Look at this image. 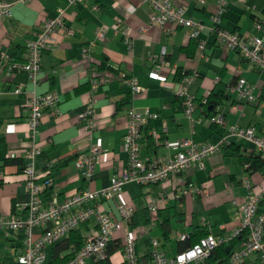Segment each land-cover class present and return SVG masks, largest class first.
Segmentation results:
<instances>
[{"label": "crops", "instance_id": "crops-1", "mask_svg": "<svg viewBox=\"0 0 264 264\" xmlns=\"http://www.w3.org/2000/svg\"><path fill=\"white\" fill-rule=\"evenodd\" d=\"M4 1L13 4V17L0 18V57L6 54L19 62L26 61L27 44L44 23L54 19L58 10L67 8L69 3V0ZM173 2L176 6H186V16L206 26L201 35L206 43L203 53L199 42L192 40L185 28L171 23L168 28L173 32L167 34L162 28L151 26L153 8L148 4L138 0H86L84 4L68 8L66 25L74 34L67 36L64 31L56 34V43L44 53L36 82L25 72L0 67V217L17 215L27 219L30 214L32 194L23 173V154L32 140L26 105L30 93H55L60 99L57 109L48 110L44 115L37 139L42 153L35 162L39 173L36 182L41 185L48 178L53 181V186L40 195L43 203H48L55 194L63 200L84 189H103L115 175L129 167L123 142L131 108L158 115L156 119H149L142 129L141 155L148 162L166 161L174 156L175 151L167 142L177 144L193 138L200 144L219 143L233 126H253L259 135H264V72L238 51H229L220 43L217 31L212 29L217 0H208L205 5L196 0ZM257 17L264 19V0H230L222 25L242 35L264 37L255 30ZM103 25L109 29L106 39L96 41L97 31ZM85 48H90L88 55H84ZM164 49L168 52L169 65L155 73L152 59ZM121 71L136 77L146 92L130 95L122 81L110 77ZM183 73L198 74L188 87V93L198 104L195 125L185 114L184 99L177 94ZM95 78L100 80L101 88L91 120L94 128L90 138L87 129L90 121L81 116L90 103V86ZM240 78L247 81L256 103L230 93V87ZM17 87H22L26 94L17 95ZM221 91L227 93L228 99L212 115L224 116L225 123L215 125L210 121L213 116L208 114L207 102L212 93ZM91 145L101 146L104 153L92 178L86 179L76 168V158L88 153ZM253 153L260 154L253 144L233 139L207 159L204 171L192 168L161 184L130 183L114 200H99L91 205L114 213L119 219L120 205L133 207L136 211L133 223L125 225V231L119 236L127 231L139 232L138 254L145 261H151L153 240H158L161 250L173 257L184 247L178 233L191 237L201 229L209 235L227 237L241 228L239 206L251 191L256 192L264 185V169L248 170L250 164L242 163L241 156L247 158ZM246 180L253 189L247 187ZM189 184L201 188L205 195L183 196L180 188ZM87 226L89 231L93 222ZM45 229L44 226L35 228V236L39 237ZM115 243L120 249H116L111 261L123 264L122 246L119 242L111 246ZM243 243L233 251L239 250ZM53 248L48 249L49 259ZM227 248L231 251L230 244ZM24 249L22 232H0V264H19L18 257ZM248 264L261 262L254 255Z\"/></svg>", "mask_w": 264, "mask_h": 264}, {"label": "built area", "instance_id": "built-area-1", "mask_svg": "<svg viewBox=\"0 0 264 264\" xmlns=\"http://www.w3.org/2000/svg\"><path fill=\"white\" fill-rule=\"evenodd\" d=\"M35 0H20L21 3H30ZM142 4H148L153 8L150 19L151 26L162 28L167 34L173 31L168 25L174 23L187 30V35L194 41L199 42V49L203 53L206 43L201 40V35L206 26L198 20L186 16V6H176L173 0H138ZM199 4L205 5L208 0H196ZM86 0H69L67 8H60L54 19L46 21L37 36L27 44V58L25 62L14 60L11 56L3 54L0 57V67L7 68L11 72H25L29 78L36 82L42 69L44 53L51 45L56 43V34L64 31L67 36L74 34L67 28L66 13L68 8L84 4ZM230 0H217L216 11L212 16V29L217 31L220 43L229 51H238L245 60L259 67L264 72V37L258 35H242L236 31H230L223 27V18L229 6ZM246 9L252 10L249 6ZM13 4L0 0V18L12 19ZM120 26H116V31ZM255 30L264 34V19H255ZM108 27L101 26L97 31L96 41H104ZM124 34L128 39V31ZM93 45V44H92ZM90 48L84 49V55L89 54ZM168 52L164 49L152 59L154 71L159 73L161 69L169 65L167 61ZM178 96L184 99L185 114L192 124L198 121L195 113L198 104L193 96L188 93V87L198 77V74L183 73ZM113 79L118 78L130 90L131 95H139L146 92V88L139 83V80L131 74L121 71L119 74H110ZM101 88L98 78L92 79L90 86V103L81 118L89 122L88 133L91 138V131L94 128L91 120L95 115L98 104L97 93ZM230 93L237 95L240 99H246L252 103L257 100L253 97L252 90L245 79L240 78L236 85L230 87ZM17 95H24L26 92L22 87L15 89ZM60 102L59 96L55 93L39 95L30 93L26 97V105L29 109L28 122L31 131V146L23 154L25 162L24 176L27 189L32 194V201L29 205V217L23 219L17 215L0 217V232L10 233L13 231L24 234L25 249L18 257L19 264H47L49 260L48 249L55 246L70 233L85 223H92L84 245L78 250L74 257L66 264H90L92 261L107 259L109 246L119 242L123 249V264H207L208 259L215 250L223 245H229L236 237L247 231V240L239 250L232 252L229 264H248V260L256 255L261 264H264V213L258 214L260 202L264 198V185H261L256 192L251 191L247 200L239 206V217L241 228L231 236L208 235L201 241L173 257L167 256L161 250V243L158 240L152 241L151 261H145L138 254L139 232L127 231L120 237L119 234L125 231V225H131L135 215V209L131 206L120 205L119 219L114 213L102 211L96 205H91L99 200H114L124 187L130 183L138 185L161 184L167 180L177 177L182 173L196 168L200 171L206 169V161L209 157L219 153L222 148L231 143L233 139L242 140L253 144L262 159L264 160V135H259L255 127L243 128L233 126L229 134L224 136L219 143H197L193 138L184 139L177 144L167 146L175 151L174 156L166 161L148 162L143 159L142 151V129L149 119H156L158 115L144 114L131 108L127 114V134L124 137L123 147L129 157V167L120 175H115L110 184L100 190H81L71 198L61 200L58 195H53L48 203H43L40 195L53 186L52 179H47L43 184H37L39 173L36 170V158L42 153L38 146L37 139L40 137V126L44 115L48 110H56ZM212 124L221 125L225 123L222 115L213 116L210 119ZM104 153L99 145H91L88 153L80 154L76 159V168L86 178H92L97 162ZM182 183V180H179ZM247 187L253 189L250 181L246 180ZM183 196H204L201 188L194 184L180 188ZM156 209L154 205L151 206ZM40 226L46 227L44 232L36 237L34 229ZM190 236L187 233H178L181 242L187 241Z\"/></svg>", "mask_w": 264, "mask_h": 264}, {"label": "trees", "instance_id": "trees-1", "mask_svg": "<svg viewBox=\"0 0 264 264\" xmlns=\"http://www.w3.org/2000/svg\"><path fill=\"white\" fill-rule=\"evenodd\" d=\"M250 12V11H249ZM114 70V69H110ZM131 95V94H130ZM228 99V95L226 92H218L212 93L208 97L207 108L208 114L213 116L212 114L215 113V108L222 104L224 100ZM239 148V147H238ZM77 159V158H76ZM241 160L243 164H250L248 170H262L264 169V160L261 157V154L253 153L249 157L241 156ZM50 190V189H49ZM264 213V198L259 204L258 214ZM133 223V222H132ZM131 223V224H132ZM88 223L83 224L78 229L72 231L68 237L63 239L61 242L56 244L52 250L50 255V259L48 260L47 264H66L67 261L72 259L75 253L82 248L84 245L87 233H88ZM209 233L205 230H197L191 237L184 241V250L193 247L194 245L198 244L201 239L207 237ZM248 233L244 231L240 236L236 237L231 243V251L230 253L227 252L228 245H223L218 247L214 254L208 259V264H226L229 260L234 248L247 240ZM120 249V245L115 243L114 245L109 246L108 250V257L107 259L92 261L90 264H113L111 261V256L116 252V249ZM223 261V263L221 262Z\"/></svg>", "mask_w": 264, "mask_h": 264}, {"label": "water", "instance_id": "water-1", "mask_svg": "<svg viewBox=\"0 0 264 264\" xmlns=\"http://www.w3.org/2000/svg\"><path fill=\"white\" fill-rule=\"evenodd\" d=\"M227 252L230 253V248H227ZM208 264V263H207Z\"/></svg>", "mask_w": 264, "mask_h": 264}]
</instances>
